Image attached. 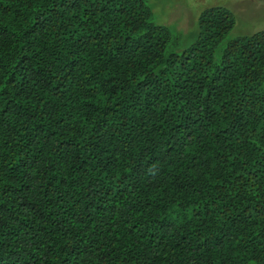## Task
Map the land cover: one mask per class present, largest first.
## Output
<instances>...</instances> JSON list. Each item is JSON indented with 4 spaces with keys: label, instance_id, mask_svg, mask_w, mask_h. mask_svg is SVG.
<instances>
[{
    "label": "trees",
    "instance_id": "obj_1",
    "mask_svg": "<svg viewBox=\"0 0 264 264\" xmlns=\"http://www.w3.org/2000/svg\"><path fill=\"white\" fill-rule=\"evenodd\" d=\"M148 1L0 0V264H264V29Z\"/></svg>",
    "mask_w": 264,
    "mask_h": 264
},
{
    "label": "rangeland",
    "instance_id": "obj_2",
    "mask_svg": "<svg viewBox=\"0 0 264 264\" xmlns=\"http://www.w3.org/2000/svg\"><path fill=\"white\" fill-rule=\"evenodd\" d=\"M148 4L153 22L168 26L184 47L195 40L200 13L209 7L223 6L232 11L235 26L227 38L264 29V0H149Z\"/></svg>",
    "mask_w": 264,
    "mask_h": 264
}]
</instances>
